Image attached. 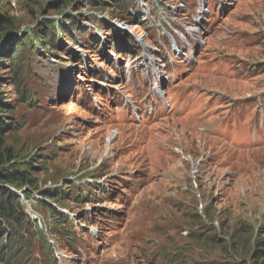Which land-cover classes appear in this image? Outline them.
I'll return each mask as SVG.
<instances>
[{
  "label": "rangeland",
  "instance_id": "374dc122",
  "mask_svg": "<svg viewBox=\"0 0 264 264\" xmlns=\"http://www.w3.org/2000/svg\"><path fill=\"white\" fill-rule=\"evenodd\" d=\"M96 1L0 0L6 42L80 23L73 42L58 28L29 45L28 101L1 88L19 122L6 146L34 166L28 233L45 239L18 259L264 264V0H132L124 15Z\"/></svg>",
  "mask_w": 264,
  "mask_h": 264
},
{
  "label": "trees",
  "instance_id": "16d2710c",
  "mask_svg": "<svg viewBox=\"0 0 264 264\" xmlns=\"http://www.w3.org/2000/svg\"><path fill=\"white\" fill-rule=\"evenodd\" d=\"M91 3L97 5L96 8L101 7L103 10L109 6L115 7L123 15L129 13L130 9L134 7L132 0H99ZM91 3L88 5L89 8ZM48 6L50 9L60 8L58 3L49 4ZM61 15L64 16L63 13ZM96 21L98 22L96 24H99L98 26L102 30L104 21L97 19ZM78 24L80 23L74 17H70L62 25H60L59 21H48L43 26V29H38V31L31 30L29 33L22 31V34H25L23 39L6 42L5 40L12 35V30L15 28L14 22L9 17L0 14V258H6L13 264H23L18 257L26 260L30 258L29 247L33 239L38 237L43 244L45 239L37 228L28 233L31 220L25 213L22 198L18 192L23 191L24 197L27 200L30 199V197L26 196L24 190L32 188L34 179L31 169L34 166L25 159L18 161L14 151L6 146V136L18 128L19 122L15 119L16 102L10 101L6 92H3L1 88L2 85L10 84L17 90L27 80L25 78L27 69L25 63L29 60V57L27 59V56H29V45L38 52L34 48V40L38 44L37 47L46 48L51 46L47 41L48 37L56 33L59 28L62 35H67L65 39L68 40L67 38H69L68 41L73 42L72 34L77 32L75 27ZM67 26H70V28ZM70 29L72 33L68 31ZM115 35H117V32ZM93 38L97 39L98 37L94 36ZM16 94L19 99L23 98L28 101L31 93L25 95L22 90H17ZM54 152L53 150L50 155ZM46 157L47 155L43 159ZM37 164H43V162L40 161ZM68 192L72 200L80 198L79 192L75 188H69ZM43 200L52 199L44 197ZM58 201H62V199L56 200V204ZM47 207L50 208L51 218L59 229L63 230L69 226L68 217L51 206ZM48 261L51 262L50 260Z\"/></svg>",
  "mask_w": 264,
  "mask_h": 264
}]
</instances>
